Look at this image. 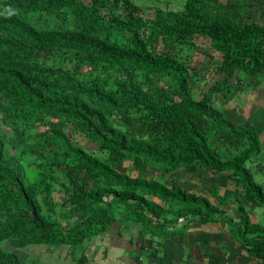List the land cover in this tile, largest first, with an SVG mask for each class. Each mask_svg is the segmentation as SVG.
<instances>
[{
  "label": "trees",
  "instance_id": "trees-1",
  "mask_svg": "<svg viewBox=\"0 0 264 264\" xmlns=\"http://www.w3.org/2000/svg\"><path fill=\"white\" fill-rule=\"evenodd\" d=\"M149 8L0 0V264H27L17 250L31 246H79L118 222L162 243L184 241L194 223H222L264 264V228L240 198L264 208L246 166L262 144L214 108L219 94L264 77V0ZM202 40L220 56L211 73L222 79L197 99ZM148 170L157 178L135 175ZM180 170L226 173L237 194L187 190L172 178ZM232 200L238 219L222 209ZM196 245L207 246V264L223 263L209 241Z\"/></svg>",
  "mask_w": 264,
  "mask_h": 264
},
{
  "label": "rangeland",
  "instance_id": "rangeland-1",
  "mask_svg": "<svg viewBox=\"0 0 264 264\" xmlns=\"http://www.w3.org/2000/svg\"><path fill=\"white\" fill-rule=\"evenodd\" d=\"M186 1L133 0L136 4L143 7L147 6V8L150 7L153 10L157 6L167 10H180L183 9ZM151 9L150 11H153ZM253 16L258 19L260 16L259 10H254ZM201 44L204 48H202L203 50L196 51L198 53L196 59L200 61L202 67L208 66V68L203 69V71L201 70L202 73L192 80L193 92L197 99L201 98V94L207 92L211 85L222 79L217 77L215 73H211L215 67V61L221 60L220 56L210 49L208 41L202 40ZM253 85L251 87L248 85L249 87L243 88L238 93L233 88L227 98L219 94V97L214 101V108L222 110L225 116L235 124L241 122L239 119L243 117L242 106L246 99H249L254 107L259 109L260 114H264V101L260 100V98H264V77L259 78ZM251 125L254 127L253 130L257 136L261 137L262 135L260 134L262 132L261 130L264 129V122L262 120L258 122L252 120ZM78 141L90 151L97 149L94 145L87 143L83 137H79ZM125 166L129 167L131 165L125 164ZM246 166L252 170L251 172L254 175L255 181L264 186V153L257 160L249 161ZM116 167L121 171L122 167L120 164ZM135 175L144 178H157V172L153 170L135 172ZM172 178L176 179L187 190H194L204 195H206L205 189L209 187H218L221 194L226 193V188L229 187L226 185L224 190L222 182L226 180V175L215 172L201 171L199 174L192 176L191 174H186L184 170H180L173 174ZM246 200L243 202L247 206L248 202ZM212 201L213 203H217V200L214 198H212ZM223 209L231 215L233 213L236 215L238 213V204L235 200H232L229 204H223ZM259 209L264 210V208ZM211 228L209 226L205 227L207 231L210 230L208 232L213 231ZM185 242L184 239V242L175 240L162 243L157 238L153 241L149 235H142V232L137 226L131 224L123 225L118 222L104 234L95 236L91 241H86L76 247L61 245L59 247H49V249L48 246L43 245L31 246L23 250H17V254L27 264H31L33 261H38L41 264H189V262L194 260H203V263H206L202 256V250L205 248L196 245V241L189 240L187 242L189 243L188 245ZM160 243L164 245L158 249ZM5 247L11 250L9 245L6 244ZM159 251V255L155 256ZM81 260L82 262H80Z\"/></svg>",
  "mask_w": 264,
  "mask_h": 264
},
{
  "label": "crops",
  "instance_id": "crops-1",
  "mask_svg": "<svg viewBox=\"0 0 264 264\" xmlns=\"http://www.w3.org/2000/svg\"><path fill=\"white\" fill-rule=\"evenodd\" d=\"M252 85L253 84H250L249 86L251 87ZM260 100L264 101V98L263 99L260 98ZM242 109H243V114H242L243 117L239 119V120H241V122L240 123L236 122L237 124H235V125L240 127V128L250 129L252 132H254V130H253L254 127L251 125L252 120H254L255 122L262 120L264 122V114L263 113L260 114L259 109L254 107V105L250 102L249 99H246L244 101ZM235 117H237V116H235ZM261 131L262 132L260 135H262V136L261 137L257 136V137L261 141L263 153H264V129ZM261 171H262V169H261ZM205 172H208V171H205ZM217 174H222V175L225 174L226 175V180H224V182H222L223 186H224V190H225L226 185L229 186L226 188V193H223V194H221L219 192V189H218L219 194L222 196L236 195L237 194V187L232 181L229 180L228 175L226 173H217ZM212 188H214V187H212ZM215 188H218V187H215ZM240 198L242 199V201H245L247 199L246 201L248 202V205L246 206V208H248L252 223L258 224L262 228H264V210L259 209L260 207L252 208V203H251V199L249 196L240 195ZM222 209H223V205H222ZM228 214L230 216L234 217L235 219L239 218V216H236V215H239V213H237L236 215H235V213H233V215H231L230 213H228ZM206 226L212 227L211 229H213V231L208 232L210 230L207 231L205 229ZM190 227H191V234H189V236L185 237L186 245L189 244V243H187L189 240L196 241V244H198L200 242L203 243L204 241H209V245H208L209 251H213L217 255L222 256V258H223L222 264H224V263H226V264H263L262 260H255V259L250 260L249 259V256L243 250L241 244L238 243L236 241V239L234 237H232V235L230 234V230H229V227L227 225H224L222 223H217V224H212V225H201L198 223H194ZM249 237H252V235H250ZM172 241H175V240H168L166 242H172ZM190 244H192V242H190ZM201 247L207 249V246H205V245H203V246L201 245ZM192 255H193V253H192ZM178 256H179V254H178ZM203 262H204L203 260L202 261L194 260V261L189 262V264H207V261H206V263H203Z\"/></svg>",
  "mask_w": 264,
  "mask_h": 264
}]
</instances>
